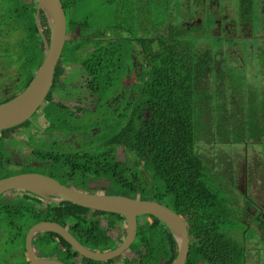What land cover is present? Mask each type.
<instances>
[{"label": "trees", "instance_id": "obj_1", "mask_svg": "<svg viewBox=\"0 0 264 264\" xmlns=\"http://www.w3.org/2000/svg\"><path fill=\"white\" fill-rule=\"evenodd\" d=\"M8 1L20 7L8 11V26L14 24L21 27L22 18L27 17L29 32L40 35L38 17L46 39H50L45 14L40 11L37 15V0ZM109 1L115 5L119 0ZM151 1L146 0V11L150 10ZM183 1L184 8L181 10L177 7L175 13L170 11V4H166L164 22L152 23L146 20V25L141 24L140 34L133 32L125 23L123 26L119 24L116 7L111 8L110 19L104 22L103 13L108 11L105 5L88 6L83 0H62V3L70 15L72 28H78L80 33L94 35L97 30L111 33L119 44L134 42L137 49L140 46L146 50L144 85L135 92L136 98L140 100L136 102L134 113L126 123L123 130L125 135H120L118 141L115 136L111 141L112 146L124 145L135 155V171L141 172V176L130 178L124 170L114 171L103 166L100 173L122 190L121 193H105L133 198L140 196L142 199L167 204L188 225L190 252L186 264H221L225 258L239 255L233 246L236 239L231 235L232 232L228 235L226 229L230 228L231 231L232 227L240 223L231 214H227L226 201L220 198L212 183L206 181L205 167L197 154V145L200 144L204 130H208V135L214 136L215 133V136L225 137V133L232 127L241 135L248 133L264 137V87L261 88L264 80L244 84L241 79L244 65L240 51L241 46L247 52L251 47L255 48L256 56L251 65L257 66L260 77H264V43H261L264 40L244 36L263 33L264 11L258 5L259 0H240L242 27L250 31L238 34L240 38H230L224 29L220 31L221 34L213 31L219 15L217 8L220 0ZM121 8L124 12L127 10L125 6ZM199 11L203 13L202 27L186 25L187 21L197 17ZM95 13H99L100 22H96ZM254 28L257 34L253 32ZM208 35L222 42L219 49L213 51L216 55L214 60H211L210 51L200 53L196 48L195 39H205ZM92 47H95L94 44ZM229 47L238 48L240 55L231 56ZM119 49V45L117 48L114 45L102 48V59L98 64L94 59L95 53H92L86 68L92 75L101 71L99 74L102 79L111 80V73H114L117 66ZM37 50L41 60L36 64V71L45 58L42 38L41 42L37 41ZM61 73L60 62L55 77L58 78ZM203 81H211V88H201ZM238 107L243 111L241 120L237 114L232 113ZM127 131L131 132V136L126 134ZM215 141L226 143L225 138ZM72 168L77 170L84 166ZM3 177L7 176L0 171V179ZM15 197L3 200V196H0V226L5 227L8 243L22 248L20 264H28L26 236L40 222H55L68 227L70 233L91 251L114 250L126 238L116 242L101 229L102 217L107 219L108 225L119 227L120 223L125 222L121 215L92 211L71 201L51 202L36 194L32 198L23 194ZM138 222V234L131 250L139 256L141 264H172L177 257L178 247L166 224L153 216L138 218ZM229 222L232 227H226ZM33 244L35 250H39V257H51L59 252L60 255L56 254L55 258L67 264H133L124 258L125 254L107 262L88 260L81 257L65 239L51 232L38 234Z\"/></svg>", "mask_w": 264, "mask_h": 264}, {"label": "flooded vegetation", "instance_id": "obj_2", "mask_svg": "<svg viewBox=\"0 0 264 264\" xmlns=\"http://www.w3.org/2000/svg\"><path fill=\"white\" fill-rule=\"evenodd\" d=\"M258 5L261 7V11L263 12L264 0H259ZM224 11H227V9ZM65 13L67 19V36L65 44L66 50L64 48L65 54L63 51L62 57L59 61V63L61 62L62 73L58 78L54 76L51 90L47 99L45 100L47 102L48 114L50 116L53 114H59L60 111L55 107L69 110H87L91 114L96 113V111L104 110L100 111V113L120 116L122 119L127 117L126 119L129 118L130 120V116L134 113L136 102L140 100L136 98V87L144 85L146 69V54H144L146 51L145 48L138 46L137 49V46L135 47L134 42H125L123 44H119L114 35H111V33H102L99 30H97L94 35L87 32L80 33L78 28H72L70 15L67 11H65ZM230 21L231 20H229L228 14H219L218 18L216 19V27L213 29L214 33L217 30V34H221L220 31H223L224 29L226 35H228L230 38H240L238 34H234L235 36L232 35V26L229 27ZM186 23V25H193L196 28H201L203 19L202 17L200 19L194 18L193 20L187 21ZM239 25L241 26H239V28H242V23ZM242 29L244 31L247 30L246 27H243ZM247 31L249 32L250 29ZM263 34H248L244 36L245 38H256L255 36H257L264 40ZM93 44L95 46L94 48L92 47ZM108 45H114L116 48L118 45L120 46L119 52L117 54V66L114 73H111V80H109V78L102 79V75L99 74L101 71L94 72V75H92V73L86 68V65H89V61L92 58V53H95V62L97 64L101 62V54H103L102 48H105ZM232 48L233 47L228 48L231 56L240 55L238 54V49L233 50ZM250 49H252L251 51L253 53L255 52V48L251 47ZM122 55L125 57L129 56L127 59V76H131L133 73L139 74L140 78L143 79V83H141V85L137 83L127 86L121 84L119 81L118 73ZM252 61L253 58L250 57V63H252ZM213 66L215 67L214 64ZM111 87L118 88L120 91L114 92L112 95L108 94L105 98H102V96L108 92V89ZM11 88L12 87L9 86H0V104L8 102L6 100L12 96H15L9 94ZM70 92H73V95H69ZM60 93H66L67 95L65 97H60ZM76 115L77 118L80 119L79 117L84 115V111H79V113L76 111ZM46 118L47 117L45 116V119ZM82 118H84V116ZM54 119L55 120L52 122H48L50 120L47 119L46 123H44V133H46L45 137H37L35 135L34 138L36 137V141L42 144V146H47V150L59 148L62 149V153L52 150L54 151V153H52L53 155H47L46 152L45 155L40 153L37 155L31 152L28 157H25L26 159H20L19 153L13 152V150L11 151V148L8 147V143L10 142V140H8V136L11 135H6L4 136L5 144L0 147V167L2 166L0 171L4 176H7L3 177L2 179L15 175L35 174L52 178L65 186H71L75 188L74 184L79 185L78 183H75L78 178L77 174L79 173L81 174L80 185L83 187L93 189L96 188V191L98 192L110 187L111 183L114 182L109 180L107 177L104 178V175L100 173L101 167H98L95 162L92 161L93 159L89 158V167L88 164L84 162V159L88 158L87 154L89 152L92 154H97L100 150L104 151L102 146H98L100 145L99 142L97 146H93L95 141L94 139L96 138V136H94L96 131L93 126H95L96 120H90L92 123L89 125L91 126L90 131L93 130L92 133L88 134L85 130H79L76 133L73 132L66 136L63 133L58 134L53 129V126H61V122L62 124L66 125L65 120L63 121L62 119H57L55 117ZM54 123H58V125ZM23 129H26L25 124L20 126V129H17V131H22ZM24 132H30V134H32L31 131L27 132V130H24L23 133ZM1 136L2 135L0 134V137ZM115 136L116 135H112L107 141L105 140L106 145H104V148L106 149V152L104 151V153L100 156L109 158L112 162H114V166H117L118 164L129 165L131 163L136 165V160L131 157L135 155L130 152L128 148H126L124 145L112 147L111 138ZM15 137H17V135H15ZM14 139L11 136V140L14 141ZM56 139H59V141ZM19 140L20 137H17L15 142H18ZM14 153L17 154L14 155ZM248 154V151L245 152L244 161L240 166V170L233 171L231 169L232 171L229 173L228 177V179L234 183V185H237V188L240 192H243V194L245 193L246 199L243 200L241 198L238 200L239 204L237 206L240 207V211L237 210V207L232 211L231 209H228V207L225 209L227 214H231L233 219L236 221L239 220V217H243L240 221H238L240 226L243 227L242 229H240L238 225L236 227H232L231 231L230 228L226 229V233L229 235L230 232H232L231 235H233L234 238L237 234L236 232L239 230L240 233L237 234V238H235L236 240L233 242V246L237 248V253L239 255L229 256L222 260L221 264H264V169H261V163L263 159L258 162L257 154L254 153V163L250 164L248 160ZM261 154H264V152H261ZM207 155L208 157H211L214 162L215 160H218L216 159L217 155L218 158L221 156L222 158L224 157V155H221V152L217 153L215 148L211 153H207ZM65 156H67V158L72 157L77 161L83 162L85 164L84 168L74 170L72 167H76V165L72 166L70 162L64 159ZM44 159L46 160L43 161ZM3 169H5V171H2ZM84 180H86V184H83ZM102 182H105L107 185L104 187V189L99 190L100 187L97 188V185L101 186ZM250 184L252 194L251 196ZM77 190L81 189L78 188ZM12 193H14V199L17 198L15 196L22 194L27 195L29 198H32L33 195H35L29 191H10L2 195V199H13L7 198V195ZM236 228H238V230H235ZM36 253L39 257L37 250ZM45 258L57 259L51 258L49 256ZM27 261L29 264V260Z\"/></svg>", "mask_w": 264, "mask_h": 264}, {"label": "rangeland", "instance_id": "obj_3", "mask_svg": "<svg viewBox=\"0 0 264 264\" xmlns=\"http://www.w3.org/2000/svg\"><path fill=\"white\" fill-rule=\"evenodd\" d=\"M84 3L88 6H93V5H105L108 7V11L103 13V20L104 22L109 21L110 19V14L112 12L111 8L116 7L118 8V21L119 24L123 26L126 25L128 27H131L133 32L135 33H141V24L146 25V20H150V22L154 23L159 21V22H164L165 17L164 14L166 13L165 5L170 4L172 7V12H176L177 7H179L181 10L184 8V1L183 0H152L150 2V10L146 11V0H119L118 3L115 5H112L111 2L108 0H83ZM107 3V5H106ZM239 5H240V0H220L219 1V14L221 13H226L228 14V18L230 21L229 27H231V32L232 35L235 36L236 34H243V33H249L247 30L249 28H246L247 30H243L242 28H239V24H241V17L239 14ZM122 6H125L127 10L124 12L121 8ZM94 7V6H93ZM10 8H20L17 3H10L8 0H0V86H9L12 87L10 89L9 94L12 95H19L21 94L28 86V82L30 80V77L33 78L36 75V69H37V62L41 60L40 53L37 50V41L41 42V33L40 35H35L29 32V25H28V18L23 17L21 20V27H17L13 25L8 26V21L6 20L8 11ZM227 9V11H224ZM38 11V9H37ZM148 18H147V15ZM38 15V14H37ZM94 17L96 19V22H100L98 17H100L99 13H95ZM203 17V13L201 11L198 12V15L196 18H201ZM226 17V15H225ZM147 18V19H146ZM167 20V19H166ZM39 22V21H38ZM234 22V23H233ZM151 23V24H152ZM39 24V23H38ZM41 24V21H40ZM39 24L40 29L42 30L41 26ZM253 24L256 26L257 23L255 21ZM17 25V24H15ZM43 27V26H42ZM241 27V26H240ZM20 28V29H19ZM40 32V31H39ZM255 34V28L253 31ZM153 33V30H152ZM217 33V30L215 31V34ZM144 34V32H142ZM235 34V35H234ZM260 34H263L262 32ZM147 35V32H146ZM264 35V34H263ZM41 36V37H40ZM257 37V36H255ZM259 38V37H257ZM43 40V38H42ZM196 41V48L200 53L203 52H208L210 51L211 53V60H214L216 55L213 53L215 49H219L220 45L222 42H218L216 38L211 37V35H208V37L205 39H195ZM264 43V42H261ZM254 45V44H252ZM233 50H236L238 48H232ZM249 51L247 52L246 49H244L241 46V54H242V64L244 67L241 70V79L244 80V84H247V82H257V81H262L264 80V77H260L261 74L258 72V67H252L250 63V57L254 58L256 56V50L254 49V53H251L252 49H248ZM238 51V52H240ZM234 52V51H233ZM129 56H121V61H120V69L118 73V79L123 85H133L139 83H143V79L140 78L139 74L133 73L131 76H127L128 72V65H127V59ZM63 61V60H62ZM43 63V62H42ZM262 66V65H260ZM40 68V67H39ZM39 70V69H38ZM37 70V71H38ZM32 78V80H33ZM31 83V82H30ZM29 83V84H30ZM201 88H211V81H203L201 82L200 85ZM264 87V86H261ZM140 86L136 87V91H139ZM120 91L118 88H109L108 92H106L102 98H105L108 94L118 92ZM204 91V90H201ZM67 94L66 93H60V97H65ZM69 95H73V92H70ZM14 96V97H15ZM49 102V101H48ZM58 106V105H57ZM128 107V106H127ZM57 110L60 111L59 114H53L50 116L48 114V107H47V102L45 101L43 105L40 107V109L37 111L36 115L27 123H25L26 129H23L22 131H17L19 128H15L14 130H10L9 132L6 131L4 133H1L0 138V146L1 144L4 145L5 143V137L6 135H11L12 138L17 139V137H20V140L18 142H15L11 140V136H8V140L10 142L8 143V147L11 148V151L19 153V158L20 159H26L25 157H28L31 152L35 154H43L45 155V152L47 155H53L54 151H58L62 153V149L59 148H53L52 150H47V146H42V144L38 143L36 141V135L37 137H45L46 133H44V127L46 123V120H50L48 122H52L55 118L57 119H62L63 121L65 120L66 125L62 124L61 126H53L54 130L59 134L63 133L66 136L71 133H76L79 130L86 131L88 134L92 133L93 130L90 131L92 120H96L94 129L96 133H94V136L96 138L94 139L93 146H97L98 142L106 152V149L104 148V142L105 140H108L112 135H116V139L118 141V138L120 135H125L123 134V130L126 127V123L129 120L126 119L127 117H122L120 116H114L110 114H103L100 113V111H96V113L91 114L87 110H69V109H61L59 107H55ZM103 109V108H102ZM79 113V111H84V118L79 117L80 119L77 118L76 115ZM233 114H237L240 117L241 120V115L243 113L242 109L238 107L235 110H232ZM45 116L47 117L45 119ZM82 118V119H81ZM91 120V121H90ZM210 121V120H208ZM58 125V123H54ZM85 124V125H84ZM88 124V125H87ZM51 126V125H50ZM84 126V127H82ZM24 130L31 131L28 133H23ZM17 131V132H15ZM98 131V133H97ZM128 136H131V132L126 133ZM17 135V137H15ZM215 136V133H214ZM208 135V130H204L202 133V136L200 137V144L197 145V154L202 160L204 167H205V179L208 182H211L214 189L219 193V196L221 199L226 201V207L228 209L235 210L237 207V210H241L240 207L237 205L239 199H246L245 193L240 192L239 189L237 188V185H234L228 177L229 173L233 170H240V166L243 164L244 161V156L245 152L248 151V160L250 164H253V157L254 153L257 154V161L260 162L262 159L261 163V169H264V154H261V152H264V137L259 136V135H253L251 136L250 134L246 133L244 135L239 134V132L234 131L232 127H230L222 136H215ZM79 138V137H78ZM114 138V137H112ZM111 138V139H112ZM222 138H225L226 143H219L216 142L222 141ZM110 139V140H111ZM59 141V139H56ZM215 141V144H214ZM215 146V147H214ZM114 147V146H112ZM93 148V147H92ZM215 148V151L217 153L221 152V155H224L220 158H218V155L216 156V159L214 160L211 157H208L207 153H211ZM104 151L100 150L97 154H92L89 152L87 154L88 158L84 159V162L88 164L89 158L93 159V162L98 167H103V166H108L111 170L115 171H120L124 170L125 172L128 173V176L130 178L136 177V176H141V172L135 171V165L134 164H129V165H123V164H118L117 166H114V162H112L109 158H105L103 156H100L101 154L104 153ZM5 152V150H4ZM17 153H14L17 154ZM244 153V154H243ZM75 155V154H74ZM133 159H136L135 156H131ZM64 159L73 165H76L78 167L79 165L85 166V164L81 161H77L72 157L67 158V156L64 157ZM63 160V159H62ZM89 167V164H88ZM232 169V170H231ZM110 172V170H109ZM80 176L81 174H77V180L75 183H78L80 185ZM106 176H104L105 178ZM110 180V179H109ZM86 184V180H84V183ZM221 187V188H219ZM76 185L74 184L75 188H80L84 192H98L96 191V188H88V187H83L82 185ZM107 184L105 182L101 183V186L97 185V188L104 189V187ZM219 189L220 191H218ZM102 193L105 192H116V193H121L122 190L115 185V183H111L110 187L105 188L104 190L101 191ZM251 184H250V196H251ZM14 193L8 194L7 198H13ZM140 198V196H138ZM158 201V200H157ZM243 217H239L238 221H240ZM101 221V229L103 231H106L108 236L112 239L115 240L116 242H120V238H125V230L126 229V223L122 222L120 223L119 227L117 226H110L107 223V219L102 217L100 219ZM232 223L229 222L228 226L226 227H232ZM240 229L243 227L238 225ZM235 230H238L236 228ZM237 234L240 233L239 230L236 232ZM237 234L235 238H237ZM118 236H120L118 238ZM8 234L5 231L4 226H0V264H20V260L22 259V254L21 250L22 248L18 246H12L7 242ZM39 251V250H38ZM56 254H59V252H56ZM56 254L51 256L52 258L56 257ZM60 255V254H59ZM61 258V257H59ZM124 258L126 260H130L133 264H141V260L139 259V256L131 250V248L125 253Z\"/></svg>", "mask_w": 264, "mask_h": 264}, {"label": "water", "instance_id": "obj_4", "mask_svg": "<svg viewBox=\"0 0 264 264\" xmlns=\"http://www.w3.org/2000/svg\"><path fill=\"white\" fill-rule=\"evenodd\" d=\"M38 15L42 11L50 28L47 40L39 31L45 45V58L29 86L8 102L0 104V134L29 122L40 109L51 90L56 68L62 57L67 36V19L62 0H37ZM37 23L38 17H37ZM10 191L32 192L51 202L71 201L92 211L121 215L125 218L127 235L114 250L98 252L83 246L69 231L55 222H40L26 236L25 249L29 264H67L57 259L39 258L34 248L38 234L51 232L61 236L81 257L94 262H107L124 255L134 244L138 234V218L153 216L170 229L178 247L172 264H186L190 252V236L185 220L167 204L119 194L84 192L65 186L52 178L41 175H15L0 180V195Z\"/></svg>", "mask_w": 264, "mask_h": 264}]
</instances>
